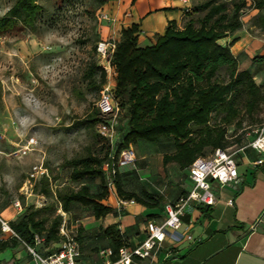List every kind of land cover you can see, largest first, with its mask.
Wrapping results in <instances>:
<instances>
[{
	"label": "rangeland",
	"instance_id": "rangeland-1",
	"mask_svg": "<svg viewBox=\"0 0 264 264\" xmlns=\"http://www.w3.org/2000/svg\"><path fill=\"white\" fill-rule=\"evenodd\" d=\"M177 6L183 7L178 1ZM204 0H191L190 15L199 26V19L205 11H192V7ZM224 1V0H223ZM239 0H226L227 16L233 12L234 4ZM15 0H0V18L14 4ZM151 0H131L121 10L133 13V22L139 26L138 43L149 42V32L163 34V14L156 11L150 15H139V9L148 11ZM246 5L240 10L242 27L228 33L218 40L220 44L229 45L237 59L238 70H248L253 81L260 87L258 101L248 111L246 101L248 93L238 95L239 115L241 122L233 134L226 131L227 152L233 153L239 147L235 142L236 135L245 133L255 123L264 120V64L255 61L256 56L264 54V6L256 8L253 0H245ZM39 11L34 28L21 24L10 30L0 32V207L9 206L15 199L35 208L51 206L44 214L52 218L56 214L66 220V228L77 230L78 216L60 211L56 192L63 188H78V184L70 180V168L64 162L73 157L84 155L87 151H98L103 141L96 136V128L75 125L96 108L99 93L90 89L86 70L92 62L100 64L96 46L103 40V27L107 21L99 18V8L94 0H39ZM103 10L114 17L112 2H104ZM165 27V26H164ZM162 28V29H161ZM156 34V35H157ZM229 81V70L221 67L212 82ZM205 85V84H203ZM220 115L212 113L209 124H219ZM126 118L122 112L118 137L127 131ZM232 127V125H231ZM232 134V135H231ZM35 139L33 149L22 155L20 149L27 140ZM142 144L149 148V156L143 166L137 160L128 171L122 169L127 189L134 190L141 183L163 197L161 204L174 202L175 192H179L183 184L182 170L173 165L163 164V154L173 152L169 139L161 144L137 141L133 148L138 157L142 152ZM148 148V149H149ZM211 148H205L208 154ZM241 162L242 154L234 156ZM42 164L47 170L50 193L44 196L37 193L41 184L37 181L33 187V196L28 199L22 195L21 188L28 178L31 167ZM240 169L244 168L241 164ZM144 176V179L141 177ZM99 181L90 184L91 191H98ZM108 186V180L106 179ZM109 187V186H108ZM178 190V191H177ZM112 193L113 192L112 190ZM110 194V192H109ZM122 213L125 207L117 206ZM89 209H82L84 216ZM63 212L64 214H62ZM86 227L94 223L84 218Z\"/></svg>",
	"mask_w": 264,
	"mask_h": 264
},
{
	"label": "trees",
	"instance_id": "trees-1",
	"mask_svg": "<svg viewBox=\"0 0 264 264\" xmlns=\"http://www.w3.org/2000/svg\"><path fill=\"white\" fill-rule=\"evenodd\" d=\"M94 1L98 8L105 2ZM224 1L204 0L193 6L192 11H205L198 27H195L193 18L187 20L182 28L175 21L168 20L163 34L155 35V42L149 46L139 45L138 24L132 23L121 30L112 54V64L116 70L114 95L126 118L127 131L117 138L113 146L96 132L98 139L103 141L98 151L89 150L64 162L70 168V180L77 183L78 188L57 190L56 198L63 212H70L72 204L78 203L91 207L95 219L109 213L117 216L114 208L100 203L109 195L102 167L108 163L109 169L115 168L120 151L139 140L161 144L164 139H169L174 150L170 154H163L162 162H175L181 170L187 168L196 157L205 155V148H211V152L215 148L227 147L226 131L231 129L233 134L241 125L236 120L240 111L238 95L248 93L245 105L251 111L258 101L260 87L253 81L250 71L238 70L237 59L230 50L235 40L229 45L218 42L242 27L240 10L246 5L245 0H239L234 4L232 14L227 16ZM253 2L258 9L264 6V0ZM40 10L39 0H15L0 18V32L10 30L17 24L34 28ZM261 22H264V15ZM255 61L264 64V54L256 56ZM221 67L229 70V81L212 82ZM85 77L90 89L99 93L106 80L101 65L92 62ZM212 113L220 115L218 125L209 124ZM98 115L95 108L75 125L96 128ZM246 141L243 133L236 135L238 146ZM122 175L116 167L112 178L119 199H133L148 208L161 205L163 197L143 187L138 191L127 190ZM97 180L98 191L93 192L90 184ZM38 182L41 187L36 192L49 195L48 178L43 177ZM198 208H207L204 211L210 209L209 206ZM50 209L51 206H25L18 217L9 222L16 236L0 241V252L13 248L17 242L32 244L34 234L43 237L41 249L58 244L62 238L59 234L62 216L56 214L48 218L44 212ZM82 229L81 225L78 226L76 239L79 245L83 238ZM103 234L111 238L114 250L127 243L115 224L103 228Z\"/></svg>",
	"mask_w": 264,
	"mask_h": 264
},
{
	"label": "crops",
	"instance_id": "crops-1",
	"mask_svg": "<svg viewBox=\"0 0 264 264\" xmlns=\"http://www.w3.org/2000/svg\"><path fill=\"white\" fill-rule=\"evenodd\" d=\"M129 1L131 0L112 2L115 10L114 20L107 22L103 27V40L111 37L119 40L121 30L135 23L132 21L134 18L132 12L127 11L121 14V10ZM151 1L148 11L140 8L138 14L150 15L154 11L163 14L162 28L166 27L168 20L175 21L177 26L182 28L184 23L192 18L189 13L191 0H179L178 2L183 7L177 6L175 0ZM156 34L149 32L148 44L139 45L144 47L153 44ZM225 39L227 41V38ZM130 146L133 148V145ZM148 148L147 145L142 144L140 157L135 153L139 166L145 164L149 151L154 150V148ZM210 153L200 156H207ZM260 157L263 158L262 164L254 165L253 162ZM169 163L173 165V168L180 169L177 163ZM237 164L239 182L223 187L215 184L216 202L208 211H204L207 208L200 210L198 208L200 205L188 207L181 217L180 228L167 230L165 241L154 252L152 264H264V153L260 155L248 149L242 154L241 162H237ZM241 164L245 166L242 169L239 167ZM129 166L119 168V172L122 169L125 172L128 171L130 168L127 167ZM181 172L184 182L180 191L175 192L174 200L190 188L191 182L187 176V168ZM125 177L123 174L122 180ZM141 179H144V176ZM141 187L148 192L158 194L143 183L133 191H138ZM31 196H33V191L25 197L28 199ZM117 199L116 193L110 192L108 197L100 203L111 206L118 215L109 213L99 219L93 217L91 207L78 203L72 204L68 213L71 215L78 214L75 222L80 223L78 226L81 225L83 228L81 232L83 238L80 243L81 255L78 264H96L101 260L98 254L99 250L107 248L114 250L111 238L103 234V228L108 225L115 224L116 228L127 239L126 245L134 246L146 237L145 223L147 220L161 222L164 218V204L155 208H148L135 202L126 206L125 210L120 213L117 208ZM229 200H232L231 205L228 204ZM22 205L24 209L26 204L22 203ZM84 208L89 209L86 216L79 213ZM60 211H62L61 208ZM19 214L12 204L0 207V215L9 221L15 220ZM87 217L94 223L92 227L85 226L84 218ZM11 237L0 229V241L8 240ZM56 245L48 249H53ZM0 264L35 263L25 246L21 242H17L13 248H7L0 252Z\"/></svg>",
	"mask_w": 264,
	"mask_h": 264
},
{
	"label": "built area",
	"instance_id": "built-area-1",
	"mask_svg": "<svg viewBox=\"0 0 264 264\" xmlns=\"http://www.w3.org/2000/svg\"><path fill=\"white\" fill-rule=\"evenodd\" d=\"M113 2L117 0H104ZM99 8V18L103 21H113L103 10ZM118 40L114 37L100 40L97 43L96 51L101 59L100 65L106 74L105 83L102 85L99 96L96 101V109L99 113V120L96 124V132L104 137L108 143L113 146L118 138V127L122 109L114 95V83L116 70L112 64V54L115 50ZM246 142L239 146L233 153L227 152L224 148H215L207 156L196 157L187 167V176L191 182L190 188L180 195L174 202L164 203V218L161 222L147 220L145 223L146 237L134 246L123 245L118 250L101 249L98 254L101 260L96 264H152L154 252L158 250L166 239L168 229H178L181 226V217L186 209L191 206H213L216 202L214 185L223 187L228 184H237L240 180L238 174V164L234 156L243 154L250 149L257 154L264 153V120L255 126H251L245 133ZM35 139L30 138L20 149L22 155L33 149ZM135 152L131 146L123 148L116 160L117 169L129 166L135 162ZM263 158L256 159L253 164L261 165ZM115 167V168H116ZM103 170L108 180V191L115 192L113 174L115 168L109 169L108 163L103 164ZM47 176V170L42 164H36L31 167L28 178L21 188L22 195L27 196L33 191L37 181ZM133 199H117V205L126 207L134 204ZM232 204V200L228 201ZM12 206L21 213L23 205L19 199L12 202ZM64 214L63 212H61ZM10 221L0 215V229L3 233L10 236H16L10 226ZM66 220L63 219L59 234L62 237L60 242L52 251L48 248H42L43 237L34 234L32 244L22 241L28 253L32 256L35 264H78L81 255L80 245L76 239L77 230L66 228ZM190 238V236H188Z\"/></svg>",
	"mask_w": 264,
	"mask_h": 264
}]
</instances>
